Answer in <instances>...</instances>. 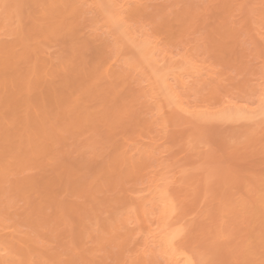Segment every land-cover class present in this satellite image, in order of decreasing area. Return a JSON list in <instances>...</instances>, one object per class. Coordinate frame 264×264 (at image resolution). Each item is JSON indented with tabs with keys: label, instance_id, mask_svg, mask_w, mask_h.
<instances>
[{
	"label": "rangeland",
	"instance_id": "374dc122",
	"mask_svg": "<svg viewBox=\"0 0 264 264\" xmlns=\"http://www.w3.org/2000/svg\"><path fill=\"white\" fill-rule=\"evenodd\" d=\"M262 109L264 0H0V264H264Z\"/></svg>",
	"mask_w": 264,
	"mask_h": 264
},
{
	"label": "bare ground",
	"instance_id": "6f19581e",
	"mask_svg": "<svg viewBox=\"0 0 264 264\" xmlns=\"http://www.w3.org/2000/svg\"><path fill=\"white\" fill-rule=\"evenodd\" d=\"M131 12H132V11H131ZM217 31H218V30H217ZM218 33H219V35H220V32H218ZM217 35H218V34H217ZM221 36H222V34H221ZM212 37H213V36H212ZM219 37H220V36H219ZM220 39H221V38H220ZM214 40H215V39H214ZM142 47H143V46H142ZM201 78H202V77H200V79H201ZM198 81H199V80H198ZM204 82H205V80H204ZM182 84H183V83H182ZM182 84H181V85H182ZM185 86H186V84H185ZM180 88H181V87H180ZM184 89H185V87H184ZM174 90H175V89H174ZM175 96H176V95H175ZM175 100H176V99H175ZM181 100H182V99H181ZM262 108H263V107H262ZM236 110H237V108H236ZM262 110H263L262 112L264 113V109H262ZM237 111H238V110H237ZM237 111H236L235 113H234V112L232 113V111H231V113H230V112H225L224 114H222L223 112H221V115H223V116H221V115L219 114L218 117H222L221 120H222L223 118H224V119L226 118V119H225L226 121H229L230 118H232L231 120H232L233 122H234L233 118L236 119L237 122H239L240 119L243 118L244 116L247 117V116L245 115V114H246L245 112H244V113H245V114H244V113H242V111H241L242 114H240V113H239L240 111H238V112H237ZM262 112H260V113H262ZM243 114H244V115H243ZM262 115H263V114H262ZM248 116H250V115H248ZM245 119H247V118H245ZM231 120H230V121H231ZM238 120H239V121H238ZM242 120H243V119H242ZM230 121H229V122H230ZM163 193H164V192H163ZM163 193H162V194H163ZM165 194H167V193L165 192V193L162 195V197L164 196L163 199H162V198H160V199H162L163 202H165V204H164V203H161V207H162V209H165V210H163V213L166 214V212L169 213V210H168L167 207H163V206H164V205H165V206H169V205L167 204V203H168V200H164L165 196H167V195H165ZM169 204H170V203H169ZM162 205H163V206H162ZM170 206H171V205H170ZM173 207H174V206H173ZM173 207H171V208L169 207V209H171V211H172V212L170 211L171 214L173 213V210H172ZM166 208H167L168 211L166 210ZM165 211H166V212H165ZM166 215H167V214H166ZM169 215H170V214H169ZM178 231H179V230H178ZM175 232H176V231H175ZM180 232H181V231H180ZM173 233H174V232H173ZM177 234H179V232H178ZM171 235H172V233H171ZM167 236H168V235H167ZM178 236H179V235H178ZM165 237H166V236H165ZM169 237H170V236H169ZM169 237H166L165 240L163 239V242H165V244H169V245H166V247H169V246L171 245V243H172V242H171L172 239H174L173 237H172L171 239H170ZM176 237H177V236H175V238H176ZM167 238L170 239V240H169V239L167 240V241H169L170 243H168V242L166 241ZM155 243H156V242H155ZM147 244H148V243H147ZM153 244H154V243H153ZM174 246H175V245H173L172 247H174ZM172 247H171V248H172ZM150 248H151V245H150ZM171 248L169 247L168 249H171ZM171 250H172V252H173V248H172ZM171 250H170V252H171ZM170 252H169V250H168V253H169L168 255H171V256H174V257H175V254H176V256H179V255L181 254V253H179V255H177V251L175 250V248H174V252H173L174 254H172V252H171V253H170ZM182 253H184V252H182ZM179 257H180V256H179ZM174 260H175V259H174ZM178 261H179V262H178ZM180 261H181L183 264H192L191 261H190L189 259H187V258L184 259V260H182V259H181V260H180V259L177 260V261H176V262H177L176 264H181ZM183 261H184V262H183Z\"/></svg>",
	"mask_w": 264,
	"mask_h": 264
}]
</instances>
